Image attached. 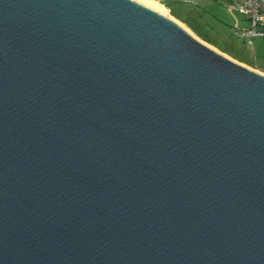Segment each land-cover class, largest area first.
<instances>
[{
  "label": "water",
  "instance_id": "obj_1",
  "mask_svg": "<svg viewBox=\"0 0 264 264\" xmlns=\"http://www.w3.org/2000/svg\"><path fill=\"white\" fill-rule=\"evenodd\" d=\"M0 264H264V73L138 0H0Z\"/></svg>",
  "mask_w": 264,
  "mask_h": 264
},
{
  "label": "crops",
  "instance_id": "obj_2",
  "mask_svg": "<svg viewBox=\"0 0 264 264\" xmlns=\"http://www.w3.org/2000/svg\"><path fill=\"white\" fill-rule=\"evenodd\" d=\"M182 1L187 2L194 13L192 18L194 22L192 24L174 15L169 6L158 1L156 2L165 6L169 10L170 15L173 14V17L178 21L185 22L190 30L202 41L236 61L264 73V38H257L253 44H250L248 41L235 35L236 30H246L249 28V23L239 12L233 10L225 0ZM208 11L213 12L212 14L214 15L213 17L211 16L213 21L205 18ZM203 19L206 22L204 29H202L204 25ZM230 35L237 37L238 39L235 40H238V43ZM239 42L242 44V47Z\"/></svg>",
  "mask_w": 264,
  "mask_h": 264
},
{
  "label": "built area",
  "instance_id": "obj_3",
  "mask_svg": "<svg viewBox=\"0 0 264 264\" xmlns=\"http://www.w3.org/2000/svg\"><path fill=\"white\" fill-rule=\"evenodd\" d=\"M164 3L169 0H156ZM229 6L239 12L249 23L246 30H236L238 38L253 44L257 38H264V0H225Z\"/></svg>",
  "mask_w": 264,
  "mask_h": 264
},
{
  "label": "rangeland",
  "instance_id": "obj_4",
  "mask_svg": "<svg viewBox=\"0 0 264 264\" xmlns=\"http://www.w3.org/2000/svg\"><path fill=\"white\" fill-rule=\"evenodd\" d=\"M164 4L165 5H167V6H169L170 7V9H171V12L172 13H174V15H177L178 17H180L181 19H185V20H187L188 22H190L191 24L194 22L193 20H192V18H193V16H194V13H193V11L190 9V5L187 3V2H185V1H182V0H170V1H166V2H164ZM213 12H210V11H208L207 13H206V15L207 16H205V18L206 19H210V20H212L213 21V15L214 14H212ZM172 16H173V14H172ZM212 16V17H211ZM203 21V27H202V29H204V27H205V20L203 19L202 20ZM180 22L183 24V25H185L187 28H189L188 26H187V24L186 23H184L183 21H181L180 20ZM219 24V23H218ZM190 29V28H189ZM230 37L234 40V41H237V43H238V40H235V39H238L237 37H235V36H231L230 35ZM239 44H241L240 42H239ZM241 47H242V44L240 45ZM251 52L253 53V50L251 49Z\"/></svg>",
  "mask_w": 264,
  "mask_h": 264
},
{
  "label": "bare ground",
  "instance_id": "obj_5",
  "mask_svg": "<svg viewBox=\"0 0 264 264\" xmlns=\"http://www.w3.org/2000/svg\"><path fill=\"white\" fill-rule=\"evenodd\" d=\"M139 2L163 13V14H166V15H170L169 13V10L163 6V5H160L158 2H156L155 0H138Z\"/></svg>",
  "mask_w": 264,
  "mask_h": 264
},
{
  "label": "trees",
  "instance_id": "obj_6",
  "mask_svg": "<svg viewBox=\"0 0 264 264\" xmlns=\"http://www.w3.org/2000/svg\"><path fill=\"white\" fill-rule=\"evenodd\" d=\"M179 19V18H178ZM185 23V22H184Z\"/></svg>",
  "mask_w": 264,
  "mask_h": 264
}]
</instances>
